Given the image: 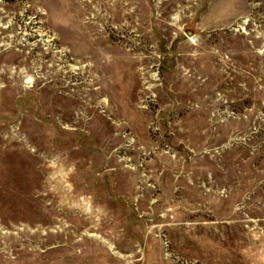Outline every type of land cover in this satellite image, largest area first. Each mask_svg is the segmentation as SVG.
Wrapping results in <instances>:
<instances>
[{
  "label": "rangeland",
  "instance_id": "1",
  "mask_svg": "<svg viewBox=\"0 0 264 264\" xmlns=\"http://www.w3.org/2000/svg\"><path fill=\"white\" fill-rule=\"evenodd\" d=\"M0 264H264V0H0Z\"/></svg>",
  "mask_w": 264,
  "mask_h": 264
}]
</instances>
